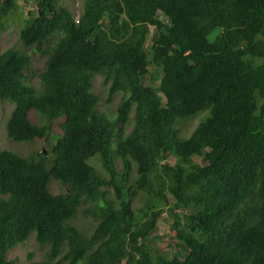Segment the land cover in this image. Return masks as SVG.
<instances>
[{"label": "trees", "instance_id": "obj_1", "mask_svg": "<svg viewBox=\"0 0 264 264\" xmlns=\"http://www.w3.org/2000/svg\"><path fill=\"white\" fill-rule=\"evenodd\" d=\"M82 3L0 0V35L16 23L45 57L34 85L30 53L0 50L7 136L44 144L0 150V264L32 234L46 252L30 264H264V0ZM96 74L106 103L121 94L112 115ZM84 203L89 234L72 222Z\"/></svg>", "mask_w": 264, "mask_h": 264}, {"label": "rangeland", "instance_id": "obj_2", "mask_svg": "<svg viewBox=\"0 0 264 264\" xmlns=\"http://www.w3.org/2000/svg\"><path fill=\"white\" fill-rule=\"evenodd\" d=\"M64 4H66L71 10L78 13L82 8L83 0H62ZM20 2V0H19ZM33 7V3H28L27 5L22 6L21 11L23 14H26L28 8ZM18 24L10 23L7 24L6 29L0 35V50H4L8 47H16L19 49H23L27 51L31 55V67L28 70V75L30 76V83L36 85L38 82L39 72L44 67L45 57L42 56L38 51L33 50L32 47L24 48L22 47L19 37H18ZM152 31L154 30L151 28ZM93 87L92 90L99 96V108L101 110H106L107 114L112 115L115 112L118 101L120 100L121 94L117 93L113 96L112 100L108 103L105 102V99L108 94V84L104 83L103 77L99 74L94 75L93 77ZM13 109V103L8 100H0V150H11L19 155L27 156L33 150L41 149L43 147V142H31V141H15L8 138L6 133V121L10 115V112ZM206 113V111L201 112L198 115ZM133 113H131V117L133 119ZM31 119L34 122H37L36 113L32 112L30 115ZM201 116H197L195 118H190L180 124V134L182 136H188L195 129L197 124L199 123ZM54 127L57 129L56 124ZM133 127V120L127 125H124V135L128 134ZM47 145V144H45ZM167 161L169 163L174 162V157L170 156ZM198 161V160H197ZM93 163H98L95 161ZM49 188L52 192L58 193L65 191V186L59 183L58 181L52 180L49 184ZM143 196L140 195L133 199L132 205L135 207H139L142 205ZM89 207L88 203L82 204L72 222L77 225L80 229H82L85 233H90L94 226L95 220L91 216V214L85 212V209ZM166 216V213L163 214ZM156 233H159L162 236L157 242V246L165 251H173V248L170 249L169 244H172V237L170 235V229L168 227L167 222L163 220H159L158 228L156 229ZM33 252L34 257L32 260H28V253ZM46 252V247L40 246L34 238V234L30 235V237L24 242L17 245L15 248L8 252V257L10 259H15V264H30L31 261H39L43 258Z\"/></svg>", "mask_w": 264, "mask_h": 264}]
</instances>
